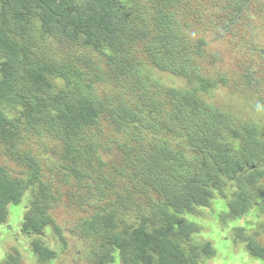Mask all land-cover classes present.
<instances>
[{"label":"trees","instance_id":"16d2710c","mask_svg":"<svg viewBox=\"0 0 264 264\" xmlns=\"http://www.w3.org/2000/svg\"><path fill=\"white\" fill-rule=\"evenodd\" d=\"M222 1L226 20L214 29L231 34L251 17L252 0ZM153 5L150 13L143 0H0V148L25 167L32 194L45 201L42 215L24 207L15 229L12 205L22 202L28 186L0 163V227L22 244L30 241L29 253L40 264L68 249L66 222L48 212L58 204L52 203L53 174L47 182L36 173L43 156L68 184L63 205L86 202L67 227L90 263L196 264L202 253L216 256L211 240L198 243L202 229L191 218L195 208L211 206L215 193L227 233L238 231L250 257L264 263V244L244 235L264 209V122L207 106L212 82L198 78L187 54L202 44L177 32L175 12H188V0ZM33 27L50 48L18 50L20 40L10 32ZM24 54L38 59L26 63ZM253 68L246 75L258 82ZM157 69L185 76L190 88L164 83ZM151 127L157 130L149 133ZM25 140L37 150L23 147ZM97 146L104 150L91 154L98 163L79 166ZM234 179L237 197L221 185Z\"/></svg>","mask_w":264,"mask_h":264},{"label":"rangeland","instance_id":"374dc122","mask_svg":"<svg viewBox=\"0 0 264 264\" xmlns=\"http://www.w3.org/2000/svg\"><path fill=\"white\" fill-rule=\"evenodd\" d=\"M143 2L151 13V10L154 8L153 0H143ZM183 3H185V0H182ZM251 5V17L239 21L240 24L232 29L233 33L231 34L228 33L229 30L221 32L217 28L218 26L214 29V26L224 24L226 20L227 4L222 0H188V12L180 9L175 14L178 25L177 32L186 38L190 44H202L200 50L190 48L187 50V54L192 56L195 70L200 72L198 78L202 81L208 80L212 82L210 91L204 96L207 99V106L210 108L215 107L219 111H231L240 119L264 122V0H252ZM210 25L213 26L212 29L209 27ZM10 33L17 40H20L18 42L19 45L16 47L18 50L21 49L22 52L27 47L38 50L40 43L50 48L45 34L35 27L32 28L31 33L29 31L24 32L23 30L11 31ZM139 49L140 52H137V54L142 60L146 61L145 49L142 46H139ZM20 57L24 58L26 63L38 59L36 55L27 56L24 54ZM253 64V69L256 70L258 78L256 75L254 77L258 82L250 81L249 76L246 75V67H251ZM154 73L166 84L184 89L190 88V84L187 81L189 79L185 76H179V74L171 71H160L158 69L154 70ZM156 130L157 127H151L149 133ZM168 137L170 138L171 136L168 135ZM173 140L176 147L183 145V140L179 136L173 135L171 141ZM177 141L180 146L177 145ZM23 147L30 148L33 151L37 150L36 146L26 140L23 143ZM4 151L3 147L2 149L0 148V163L9 165L14 173L13 178L24 181L23 185L28 186L22 202L18 205H12V220L10 219V221L15 224V229H17V224L22 217L24 207L30 209V212L39 211V215H42L41 210L45 205V201L39 195L34 196L32 194V184L26 181V174L21 172L25 167L14 157L10 159L9 156H6ZM100 151H104L100 146H97L95 149H89L84 153L83 159L81 161L80 159L78 160V165L88 167L91 163H98L97 160L91 157V154L96 152L100 154ZM50 157L54 159V156ZM43 163L44 168L36 173L39 174L43 181L48 179L47 182H49L50 178H54V186L56 187L55 192L52 193L53 196L51 195L53 202L50 195L47 198L53 204L58 203L54 207L52 205L48 212L51 210L53 219L57 220L61 225L66 222L64 234L68 243V249L65 251V248L61 249L52 258V261L48 260L45 264H96L93 261L91 263L88 262L89 255L83 253L86 252L85 246L82 242L78 241V238H73L67 227V223L70 220L83 215L86 211V202L80 201L77 204L78 207L75 205L65 207L63 205L66 202L64 194L68 188V184L64 183V175L61 176V171H57L56 169L50 171V166L52 165L51 158L43 156ZM262 184L264 185V179L262 180ZM221 185L223 190L227 189L233 197L238 196L236 186L239 185V182L237 180L221 182ZM221 194L224 195V192H221ZM222 208V200L215 193V198L208 209L197 207L193 211L194 214L191 218L199 222L202 229V236L197 233L195 235V237L198 236V243L202 244L200 240L207 241L209 239L216 247V256L205 258L202 253L199 255L196 264H264L263 261L254 260L250 257L245 245L246 242H243L242 239L236 236L238 231L230 230L227 233V225L223 219L218 218L219 211ZM256 220L257 225L255 230L246 229L244 235H252L254 236V241L264 244V209H257ZM3 229L0 227V264L9 261L11 264H40L29 253L30 241L22 244L15 237L4 234ZM184 244L186 247L189 246L188 242H184ZM113 264H119V261L116 260Z\"/></svg>","mask_w":264,"mask_h":264}]
</instances>
